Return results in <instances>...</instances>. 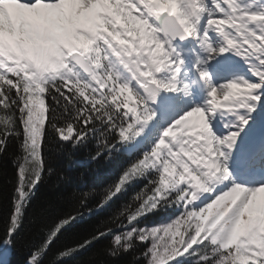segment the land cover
<instances>
[{
	"label": "snow or ice",
	"instance_id": "obj_1",
	"mask_svg": "<svg viewBox=\"0 0 264 264\" xmlns=\"http://www.w3.org/2000/svg\"><path fill=\"white\" fill-rule=\"evenodd\" d=\"M0 225L26 264H264V0H0Z\"/></svg>",
	"mask_w": 264,
	"mask_h": 264
},
{
	"label": "trees",
	"instance_id": "obj_2",
	"mask_svg": "<svg viewBox=\"0 0 264 264\" xmlns=\"http://www.w3.org/2000/svg\"><path fill=\"white\" fill-rule=\"evenodd\" d=\"M76 161H82V154H77L75 157ZM3 165L7 168L8 173L11 175L14 172L11 164L7 161L3 162ZM54 167L64 172L67 175V182L62 185V188L65 190H71L73 187L80 185L82 182H92L97 178L98 174H103L110 167L104 162L98 166V171L94 173L88 167L82 166L79 163L73 164L67 161L66 159H59ZM56 183V177L53 176L50 178L49 182L42 186L40 192L37 194L38 199H43L49 193L54 190ZM2 227V225H0ZM2 235V232H0ZM99 247V246H98ZM27 251L21 246H16L11 249L8 261L5 264H26ZM88 259V253H83L78 257H75L73 260L68 261V264H84ZM130 257L122 256L116 259L108 258V264H129Z\"/></svg>",
	"mask_w": 264,
	"mask_h": 264
},
{
	"label": "rangeland",
	"instance_id": "obj_3",
	"mask_svg": "<svg viewBox=\"0 0 264 264\" xmlns=\"http://www.w3.org/2000/svg\"><path fill=\"white\" fill-rule=\"evenodd\" d=\"M10 251L11 249L6 251V254L0 259V264H5L8 261Z\"/></svg>",
	"mask_w": 264,
	"mask_h": 264
}]
</instances>
